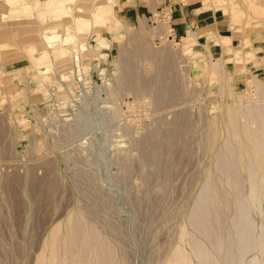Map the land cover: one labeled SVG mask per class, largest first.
Returning <instances> with one entry per match:
<instances>
[{
	"label": "rangeland",
	"instance_id": "rangeland-1",
	"mask_svg": "<svg viewBox=\"0 0 264 264\" xmlns=\"http://www.w3.org/2000/svg\"><path fill=\"white\" fill-rule=\"evenodd\" d=\"M5 1L0 264L33 263L69 220L106 237L125 264H168L179 247L189 254L181 235L198 236L187 221L199 197L211 190L228 214L224 200L233 208L237 192L250 191L239 155L247 142L230 118L264 140V0H74L55 20L36 14V0ZM97 2L108 20L77 32V8L91 18ZM175 8L189 17L177 33Z\"/></svg>",
	"mask_w": 264,
	"mask_h": 264
},
{
	"label": "bare ground",
	"instance_id": "bare-ground-1",
	"mask_svg": "<svg viewBox=\"0 0 264 264\" xmlns=\"http://www.w3.org/2000/svg\"><path fill=\"white\" fill-rule=\"evenodd\" d=\"M73 1L74 0H44V1L36 0L33 1L30 4V6L34 11H36V14L39 17L45 19L46 17L49 16L50 19L55 20V19H59L60 17L67 16L71 12V8L68 5ZM5 2L14 4L17 3L18 0H6ZM76 12H78L79 14L77 15V17H73V20L75 23V29L79 33L87 32L90 29L91 20L93 21L94 24L97 25L104 24L108 20L107 15L111 13L110 9L106 6V4L103 3L99 4L98 2L95 4L94 9L91 12L92 15L91 18H88L87 16H83L80 7L77 8ZM30 21L32 22V20ZM222 40L227 43L228 42L227 40L229 39L222 38ZM38 45H40V43ZM34 49L35 48H33L32 51H34ZM55 51H59L60 52L59 55H63L66 49L60 48L59 50L55 49ZM47 58H48L47 53L42 51L38 57L32 55V62L35 66L39 67L40 65H45L47 63ZM132 72H135L133 68L132 71H130V73ZM131 81L129 79V82ZM125 83L128 82L126 81ZM130 84L132 86L134 83L131 82ZM126 85L127 84H125V87ZM132 87H135V85ZM127 88H131V87H127ZM155 92L159 94V96L155 95V97L157 96L158 98H160L161 96L160 93H158L157 91ZM163 95L164 94H162V96ZM255 96L258 97V95ZM248 98L250 97L248 96ZM254 100L255 98L253 99V101ZM257 106L259 107L258 104ZM251 117H253L252 113L250 114V121L251 124L254 125V122L252 121L254 118ZM258 118L261 119V116L258 115ZM230 122L233 131L235 133L233 134L235 136H238L239 135L238 130L242 131L244 134V135L242 134V136L247 142L241 147L243 153L239 152V155L240 156L244 155L247 159L246 162L241 163V166L245 167L243 168V170L250 175L249 177L250 182L248 181L250 185V191L246 196H242L244 192L241 193L237 192L235 207L230 208L227 206L229 204L227 202L228 200H224L226 199L224 197L225 194H223V192L225 191H222V188L219 186L221 188L220 190L222 191L224 197V198L222 197V200H224L223 206L225 207V204L227 203L225 211L229 210L228 214H224L225 213L224 209L222 210L221 207L220 208L218 207L222 204L221 202L219 203V198L210 195L211 190H208L209 193H205L202 196H200L199 199L197 200L198 203L196 204L195 209L191 214L190 221H187V224L191 225V227L194 229V231L198 236L196 237L193 234L182 233L181 235L182 243L188 246L189 254L186 253V251H184L180 247L176 248L174 253L171 254L172 256L169 259L168 264H186V262L190 261L191 259H195L199 264H264V209L262 206V202L264 200V140L261 143L257 144L255 140L256 136L255 139H253L251 135L246 132L245 127H244L245 130L235 128L236 121L234 120V117L230 118ZM257 123H258V119H257ZM153 145L154 144H152L151 146ZM220 154H222L221 151ZM153 155L155 157V154ZM223 163L225 164V162ZM223 170L226 172L228 168L224 166ZM225 172L224 174H226ZM234 174L235 171H233V175ZM238 175L240 177V174ZM216 177L217 176H215V178ZM239 177L238 179L240 181L241 179ZM235 178L236 177H234L233 180ZM219 179H217L218 182ZM228 179H230V177L227 178L226 180ZM242 180L240 182H243L244 184L242 183L243 185L241 187L245 185V182ZM239 181L238 183H240ZM233 182L235 184L236 179ZM214 187H216L215 190L218 188V186H214ZM203 189L205 188L203 187ZM205 192H207L206 189ZM198 195H200V193ZM253 212H256L257 215L260 216L261 219H263L260 225H258L254 217L251 216ZM227 215L228 217L230 215L229 225H225L226 224L225 220L227 219L224 217ZM76 218L77 217L75 216V219ZM75 222L73 224L72 220L67 221L66 224L64 225V229H62L61 225L55 226L50 232L49 236L44 240L39 254L35 257L33 263L31 264H125L124 260L120 261L117 258L116 250H114L112 244L107 242L108 239L106 237L103 240L100 239L98 237L99 233L97 236V234H95L96 230H94L93 227H91L87 233L82 235L83 228L79 229L78 227V223L80 222L77 221L78 222L77 225H75L76 224ZM84 226H86V223ZM85 229H87V227ZM121 256L122 255H120V257ZM248 256H251L250 259L248 258Z\"/></svg>",
	"mask_w": 264,
	"mask_h": 264
},
{
	"label": "crops",
	"instance_id": "crops-1",
	"mask_svg": "<svg viewBox=\"0 0 264 264\" xmlns=\"http://www.w3.org/2000/svg\"><path fill=\"white\" fill-rule=\"evenodd\" d=\"M174 11H175V13H176V11H178L176 8L174 9ZM171 13H173V9H171ZM189 14V13H188ZM198 15H200V14H198ZM174 18V16H172V22H173V26H174V28L172 29V30H179L180 28H182L184 25H186L187 24V19H189V17H187L186 16V14L185 13H183V11H178V13H177V16H175V18ZM176 32V31H175ZM177 33V32H176Z\"/></svg>",
	"mask_w": 264,
	"mask_h": 264
},
{
	"label": "built area",
	"instance_id": "built-area-1",
	"mask_svg": "<svg viewBox=\"0 0 264 264\" xmlns=\"http://www.w3.org/2000/svg\"><path fill=\"white\" fill-rule=\"evenodd\" d=\"M161 12H162V10L160 11V13H161ZM160 18H161V19H164L165 17L162 15V16H160Z\"/></svg>",
	"mask_w": 264,
	"mask_h": 264
}]
</instances>
